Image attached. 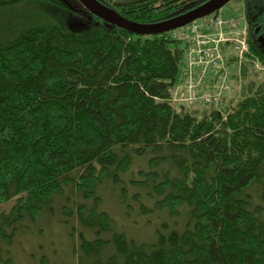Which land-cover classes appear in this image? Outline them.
<instances>
[{
    "label": "trees",
    "instance_id": "obj_1",
    "mask_svg": "<svg viewBox=\"0 0 264 264\" xmlns=\"http://www.w3.org/2000/svg\"><path fill=\"white\" fill-rule=\"evenodd\" d=\"M72 1L0 0V208L11 204L0 264L59 200L62 224L79 233L75 264H264V82L246 65L234 105L225 94L219 107L174 104L186 43L105 24L73 33L62 16ZM100 1L155 23L208 0L182 11L183 0ZM234 1L264 61L251 36L264 0ZM102 189L127 220L153 215V239L123 233Z\"/></svg>",
    "mask_w": 264,
    "mask_h": 264
},
{
    "label": "rangeland",
    "instance_id": "obj_2",
    "mask_svg": "<svg viewBox=\"0 0 264 264\" xmlns=\"http://www.w3.org/2000/svg\"><path fill=\"white\" fill-rule=\"evenodd\" d=\"M113 1L122 3L130 0ZM197 1L198 0H183V4L179 7V9L181 11L186 10L196 4ZM234 2H230L224 6L222 9L223 13H235V9L240 6H238L239 4L237 1ZM70 4L71 10L65 12L64 14L62 13V16L63 19H65L67 28L71 32L86 34L100 24H105L109 28L112 27L102 20L88 14L78 0H73ZM238 15L240 14L236 15L235 13L236 17H240ZM241 18L245 20L243 17ZM249 55L250 53L246 55L245 59L242 61L237 59L234 60V62L227 61L228 63L225 67L229 71L228 74L230 80L234 74H237V78L235 77L229 82L228 86L221 95L223 96L225 94L228 98L232 99L228 102L232 101L233 104H229L227 106L234 105L236 101L240 99V92L243 86V76L241 71L244 66L247 65L248 80H253L255 83L264 82V61H261V59L257 56L255 57ZM221 103L222 102L220 100L219 102L210 105L219 107L221 106ZM192 107L197 109L201 108V105L195 104ZM101 194L102 209L108 212V214L116 221L119 228L122 229V232L124 231L123 233L130 238L144 242H148L153 239V235L155 234L153 232L155 227H152L155 224V221H153V215L151 217L149 216L150 218L140 217L139 219L135 218L133 220H127L124 213L125 207L122 205L119 198L117 199L115 194L108 189H102ZM130 202L135 203V201L132 200ZM62 203H65V200H59L58 203L54 204L55 208L53 209L52 217L47 218L46 216H43L42 219L35 225H30L29 228L25 227L21 229L12 248L11 264H36V260H40L43 255L48 256L52 263L75 264L76 256L73 250L80 242V239L78 238L79 233L72 235V225L64 224V226L62 224V220L65 219L60 209ZM10 206L11 204L3 206L0 208V211H8ZM71 220L72 222H75L74 219L71 218Z\"/></svg>",
    "mask_w": 264,
    "mask_h": 264
},
{
    "label": "built area",
    "instance_id": "obj_3",
    "mask_svg": "<svg viewBox=\"0 0 264 264\" xmlns=\"http://www.w3.org/2000/svg\"><path fill=\"white\" fill-rule=\"evenodd\" d=\"M172 36L187 45L173 102L189 106L219 102L230 78L227 61H242L250 51L244 20L222 14L200 18L174 30Z\"/></svg>",
    "mask_w": 264,
    "mask_h": 264
},
{
    "label": "water",
    "instance_id": "obj_4",
    "mask_svg": "<svg viewBox=\"0 0 264 264\" xmlns=\"http://www.w3.org/2000/svg\"><path fill=\"white\" fill-rule=\"evenodd\" d=\"M78 1L90 15L110 26H115L139 36H155L166 34L180 27H185L189 23L199 20V18L216 13L232 0H208L193 9H189L185 13L177 14L176 16L167 18L166 20L156 21L155 23H140L135 20H130L116 10L109 8L100 0Z\"/></svg>",
    "mask_w": 264,
    "mask_h": 264
},
{
    "label": "flooded vegetation",
    "instance_id": "obj_5",
    "mask_svg": "<svg viewBox=\"0 0 264 264\" xmlns=\"http://www.w3.org/2000/svg\"><path fill=\"white\" fill-rule=\"evenodd\" d=\"M251 36H252V38L254 36L253 39L255 41H257V44L259 45V47L261 48V50L264 51V27H262V26L255 27L254 35L251 33ZM255 36H256V38H255Z\"/></svg>",
    "mask_w": 264,
    "mask_h": 264
}]
</instances>
